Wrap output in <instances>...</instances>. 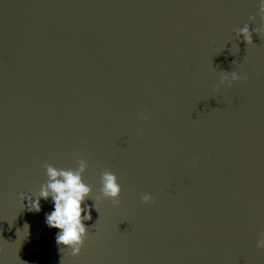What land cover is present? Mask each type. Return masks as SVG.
<instances>
[{"label":"water","instance_id":"obj_1","mask_svg":"<svg viewBox=\"0 0 264 264\" xmlns=\"http://www.w3.org/2000/svg\"><path fill=\"white\" fill-rule=\"evenodd\" d=\"M244 24L258 0H0V264H264V31ZM81 158L89 205L105 169L123 190L71 256L51 197L21 194Z\"/></svg>","mask_w":264,"mask_h":264},{"label":"clouds","instance_id":"obj_2","mask_svg":"<svg viewBox=\"0 0 264 264\" xmlns=\"http://www.w3.org/2000/svg\"><path fill=\"white\" fill-rule=\"evenodd\" d=\"M259 13L264 20V0H258ZM255 20V16L250 17ZM251 24H244L237 29V35L242 37L248 44L252 43L253 32L261 33L264 31V24L250 30ZM221 76V84H231L233 81L242 79L241 75L236 72H224ZM88 167V161L81 158L76 168H57L51 164L46 166L48 180L42 184L35 199L33 195L21 194V202L27 201L29 211H41V198L47 200L51 197L53 209L45 213V223L49 228H55L59 231L56 233V243L61 246V251L68 250L71 256H78L83 248L85 240L88 237V225L85 221L92 220V209L98 211L97 201L109 199L114 204L119 203V197L122 192V185L118 176L111 170L105 169L100 177V193L95 199V203L89 205L86 201L92 194V186L85 182L84 173ZM145 203L150 202L152 195L145 194L142 197ZM29 234L30 226L26 223L24 229ZM258 248H264V238L257 241Z\"/></svg>","mask_w":264,"mask_h":264}]
</instances>
